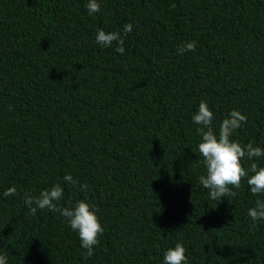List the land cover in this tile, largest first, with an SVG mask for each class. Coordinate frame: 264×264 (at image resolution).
Instances as JSON below:
<instances>
[{
	"label": "trees",
	"instance_id": "1",
	"mask_svg": "<svg viewBox=\"0 0 264 264\" xmlns=\"http://www.w3.org/2000/svg\"><path fill=\"white\" fill-rule=\"evenodd\" d=\"M86 3L0 0V193L16 188L0 195V255L160 264L179 242L188 264H264V221L247 216L264 197L244 178L235 196L208 197L191 121L202 100L214 131L236 109L247 119L231 139L264 148V0H100L93 16ZM125 23L123 55L95 44ZM187 41L195 50L177 54ZM55 184L61 207L96 209L91 257L59 212L23 204Z\"/></svg>",
	"mask_w": 264,
	"mask_h": 264
},
{
	"label": "clouds",
	"instance_id": "2",
	"mask_svg": "<svg viewBox=\"0 0 264 264\" xmlns=\"http://www.w3.org/2000/svg\"><path fill=\"white\" fill-rule=\"evenodd\" d=\"M86 11L93 16L100 11V0H87ZM132 25L125 23L119 32H105L97 29L94 42L98 47L107 48L115 43L113 50L123 55L125 49L124 36L130 33ZM196 48L195 41H187L177 46V54L183 55L192 52ZM214 114L206 101H200L195 113L191 115V121L196 126L195 131L199 136L196 150L200 154V163L205 172L198 178V183L212 200H220L222 197L235 196L241 187V179L244 178L248 190L253 196L264 197V167H258L256 159L264 157V148L253 146L251 143L241 145L231 139L235 131L242 127L247 117L238 110H230L223 118L217 129L213 128ZM247 159V169L242 167V161ZM66 184H76L72 176L66 173L63 176ZM88 188L86 183L79 184V191L85 192ZM16 188L8 187L3 197L15 195ZM64 193L60 184L39 191L37 195L25 194L23 204L28 212L36 215L38 210L47 209L49 212H59L67 226L76 234L80 247L86 255L94 254V246L99 243L98 237L103 234V227L99 223L96 209L86 200H78L74 204L61 207L59 202ZM247 216L255 225L258 221H264V199H256L254 206L247 210ZM0 264H7V258L0 255ZM160 264H188L185 256V248L179 242L173 247L163 251Z\"/></svg>",
	"mask_w": 264,
	"mask_h": 264
}]
</instances>
